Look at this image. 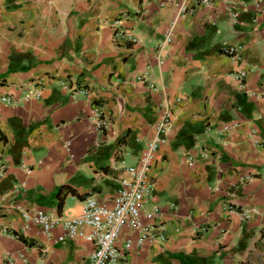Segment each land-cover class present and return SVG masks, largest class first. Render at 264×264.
<instances>
[{"label":"crops","instance_id":"1","mask_svg":"<svg viewBox=\"0 0 264 264\" xmlns=\"http://www.w3.org/2000/svg\"><path fill=\"white\" fill-rule=\"evenodd\" d=\"M179 1L0 0V264H87L91 243L23 213L110 206L163 107L145 210L165 240L123 228L125 264H264V0Z\"/></svg>","mask_w":264,"mask_h":264},{"label":"built area","instance_id":"2","mask_svg":"<svg viewBox=\"0 0 264 264\" xmlns=\"http://www.w3.org/2000/svg\"><path fill=\"white\" fill-rule=\"evenodd\" d=\"M212 0H198V5H210ZM187 0L179 1L180 14L182 17L190 15L194 8L189 7ZM123 33V32H120ZM131 38L130 34H118L117 38ZM238 47L227 43L222 48L223 54L231 59H239ZM236 80L242 82L245 74L240 72L235 76ZM87 95V91H82ZM2 101H5L3 99ZM95 126L99 131L108 130L110 121L98 108ZM171 125V114L167 107L161 108L159 120L155 128V136L146 144L137 167H127L125 171L128 178L122 181V187L114 195L110 206L99 202L94 197L86 198L83 202L80 216L67 219L64 217L51 218L43 211L33 213L24 212L25 222L38 225L41 232L49 236L50 232L61 227L63 234L58 236L56 242H66L76 238L82 239L93 245L91 253L86 259L87 264H125L126 250L116 246V240L125 227L138 232V243L143 241H164V225L151 222L157 213L145 210L147 202L153 193V185L149 179V173L154 161L158 146L165 141V136ZM5 171L0 166V179ZM242 219H249L251 213L247 209L239 212Z\"/></svg>","mask_w":264,"mask_h":264},{"label":"trees","instance_id":"3","mask_svg":"<svg viewBox=\"0 0 264 264\" xmlns=\"http://www.w3.org/2000/svg\"><path fill=\"white\" fill-rule=\"evenodd\" d=\"M62 189H65V188H62ZM61 191H62V190H61ZM59 199L62 200V197L60 196V194H59Z\"/></svg>","mask_w":264,"mask_h":264}]
</instances>
